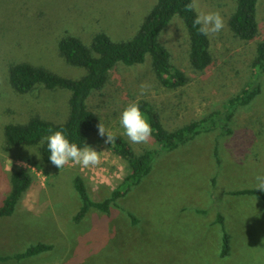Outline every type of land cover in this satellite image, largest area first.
<instances>
[{
    "label": "rangeland",
    "instance_id": "rangeland-1",
    "mask_svg": "<svg viewBox=\"0 0 264 264\" xmlns=\"http://www.w3.org/2000/svg\"><path fill=\"white\" fill-rule=\"evenodd\" d=\"M222 1L220 6L218 0H198L201 11H219L226 22L210 37L214 65L203 72L192 66L187 26L174 15L162 30L165 38L161 32L159 39L170 50L171 62L188 77L187 83L163 86L153 75L149 53L143 63L115 69L105 87L94 89L87 99L98 118L88 145L99 151L100 163L82 168L70 162L60 169L52 163L40 167L8 157L3 127L32 115L65 119L71 91L38 85L29 93H18L8 82L9 64L28 61L79 78L86 69L66 63L58 40L73 34L90 44L101 31L115 41L127 40L157 0H0V206L10 191L13 168L34 174L14 212L0 217V255L38 242L53 245L0 264H264V201L253 194L228 192L257 187V177L264 179V72L250 66L257 39L239 42L229 34L228 16L236 0ZM259 18L263 37L264 0ZM255 80L262 82V92L232 120V133L219 135L220 128H215L180 148L160 151L153 170L109 213L90 207L81 221L74 220L82 203L74 186L77 174L84 177L91 197L101 200L127 171L126 161L104 142L106 135H99L98 125L127 138L120 115L140 99L152 102L174 124H182L221 108L228 97ZM142 83L149 85L143 94ZM135 145L141 150L158 148L152 136L147 144ZM218 212L224 216L223 224L216 221ZM224 229L230 234L231 250L222 257Z\"/></svg>",
    "mask_w": 264,
    "mask_h": 264
},
{
    "label": "trees",
    "instance_id": "trees-1",
    "mask_svg": "<svg viewBox=\"0 0 264 264\" xmlns=\"http://www.w3.org/2000/svg\"><path fill=\"white\" fill-rule=\"evenodd\" d=\"M191 0H157L150 13L140 25L136 34L127 39L115 41L104 31L96 32L90 44L76 35L67 34L58 40V50L66 63L86 69L84 75L72 78L54 72L45 66L28 61H15L8 66V82L18 93L31 92L38 85L48 89H68L69 111L65 119L53 121L39 115H32L24 122H8L4 125L3 151L14 160H21L30 165L43 166L51 163L47 148L48 135L63 131L70 141L80 147L88 144V136L96 129L97 115L87 103L94 89H102L109 81L110 74L120 66L136 65L151 55L152 72L163 86L176 88L184 85L188 77L184 71L171 62V52L159 39L162 30L169 24L174 15H179L185 22L190 41L189 59L192 66L201 72L215 63V54L211 38L199 34L193 27L194 12L185 11V5ZM224 5L222 0L217 2ZM262 0H236V5L228 16V31L239 42H250L257 39L255 56L251 68L255 72H264V36H261L260 12ZM260 38V39H259ZM122 63V64H118ZM262 92V82L255 80L244 86L239 92L228 97L221 108H215L200 118L184 123L174 124L165 114L158 110L147 99L137 100L145 118L152 127V137L158 148L142 147L141 150L122 134H112L115 139L109 143L111 150L126 161L127 171L123 180L111 190L110 195L101 200L91 197L84 177L77 174L74 186L82 203L74 215V220L81 221L90 207H96L109 213L112 205L143 180L153 170V161L160 151H172L188 144L201 133L220 128L219 135L232 133L230 123L235 116ZM180 124V125H179ZM218 140V138H217ZM215 155L218 156L217 142ZM217 161L220 159L217 157ZM33 173L16 166L10 172V191L0 206V217L11 215L33 180ZM232 194H253L264 201V190L257 187L228 191ZM134 221L137 219L128 213ZM216 221L224 223V216L217 213ZM223 244L220 255L230 254V234L224 229ZM52 244L38 242L29 245L25 250L13 254L0 255V261L23 259L49 250Z\"/></svg>",
    "mask_w": 264,
    "mask_h": 264
},
{
    "label": "clouds",
    "instance_id": "clouds-1",
    "mask_svg": "<svg viewBox=\"0 0 264 264\" xmlns=\"http://www.w3.org/2000/svg\"><path fill=\"white\" fill-rule=\"evenodd\" d=\"M185 11L194 12L193 27L197 28L199 34L212 37L219 34L226 26V22L219 11H201L198 0H191L185 5ZM161 38H165L164 32ZM149 85L141 84V93L145 92ZM120 124L124 134L133 144H147L152 135V127L145 118L140 107L136 103H130L120 115ZM98 133L101 137L106 135L105 143H113L115 137L108 132L103 124L98 125ZM47 148L50 152V162L62 169L70 162L80 165L82 168H89L100 163L99 151L89 146L80 147L77 143L70 141L63 131H55L48 135ZM260 181L257 189L264 190V179L257 177Z\"/></svg>",
    "mask_w": 264,
    "mask_h": 264
},
{
    "label": "crops",
    "instance_id": "crops-1",
    "mask_svg": "<svg viewBox=\"0 0 264 264\" xmlns=\"http://www.w3.org/2000/svg\"><path fill=\"white\" fill-rule=\"evenodd\" d=\"M19 201H20V200H19ZM19 201H18V203H19ZM18 203H17V204H18ZM3 255H6V254H3Z\"/></svg>",
    "mask_w": 264,
    "mask_h": 264
}]
</instances>
